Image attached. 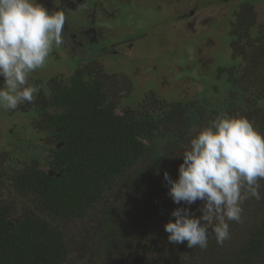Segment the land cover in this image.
Here are the masks:
<instances>
[{"label":"trees","instance_id":"trees-1","mask_svg":"<svg viewBox=\"0 0 264 264\" xmlns=\"http://www.w3.org/2000/svg\"><path fill=\"white\" fill-rule=\"evenodd\" d=\"M251 10L242 3L235 14L231 58L242 63L218 70L225 73L227 90L215 104L208 100L163 104L149 96L148 106L117 113L110 98L114 77L95 71L89 61L67 81L49 83L47 99L41 89L34 103L45 107L38 112L42 118L35 128L45 134L49 155L42 166L27 165L11 178L7 189L14 197L0 203V264H78L87 255L101 257L113 245L117 248L124 235H135L113 215L111 196L119 188L144 193L149 187L150 206L152 198L163 193L158 177L167 158L183 154L190 139L217 117H245L264 134V31L254 40L252 52H243L241 45L249 42ZM97 56L72 61L82 64ZM261 183L262 199L245 200L242 221L229 222V240L218 245L210 232L207 248L191 249L186 243L181 254L173 253L170 264H264ZM190 211L201 215L194 205ZM95 221H101L98 229L90 225L81 233L71 232L72 224ZM91 234H96L92 246Z\"/></svg>","mask_w":264,"mask_h":264},{"label":"rangeland","instance_id":"rangeland-1","mask_svg":"<svg viewBox=\"0 0 264 264\" xmlns=\"http://www.w3.org/2000/svg\"><path fill=\"white\" fill-rule=\"evenodd\" d=\"M91 1L82 0L81 18L77 15L65 16L66 23L69 24L67 26L73 32L75 25L80 27L82 20L86 23L89 19V25L92 24L96 29L98 44L95 47L103 42H107L103 44L107 46L109 42L117 41L118 45L111 50L107 48L108 53L88 59L82 64L73 63L75 60L72 62L57 49L58 47L54 48L46 66L37 69L39 72H32V76L28 78V84L38 88L33 101L19 105L16 110L0 109V198L3 200L12 196L7 186L11 183L14 172L35 162L42 166L47 157L45 134L35 128L42 118L41 113L34 112V107L37 106L34 101L40 90L44 89L45 97L48 95L49 86L47 88L45 83L48 85L54 80L67 81L78 67L88 64L86 62L89 61L96 67L95 71L102 70L104 74L114 77L112 80H115V83L111 86L110 98L116 102L117 113L129 109L138 111V107L148 106L149 96L163 104H190L191 101L203 103L205 100L215 104L227 90L225 73L221 74L218 70L229 67L232 63H242L240 58L233 62L230 50V43L236 40L231 36L232 23L240 4L250 6L252 10L249 14L253 17L252 26L249 28V44L245 41L241 43L243 52H252L256 42L254 40L264 31V0H234L230 3L224 0ZM52 3L60 8L65 4V0H60V4H57V1ZM188 13L193 14L187 18ZM189 23L192 26H189ZM92 31L93 28L87 30V37L91 36ZM130 44L132 46L129 47ZM83 49L75 48L74 53L83 54ZM2 84L3 77H0V86ZM120 85L125 89L130 87L129 91L123 92L119 89ZM247 94L250 95L249 90ZM182 162V153H174L167 158V163L161 168L158 177L163 193L160 197L154 196L150 206L149 187L145 188L144 193L136 191L133 187L119 188L110 201L120 208V212L114 211V214L120 217L123 212L127 218H135L133 221H138L147 206L154 212L162 211L164 216H171L177 207L191 209L194 205L200 209L203 201L197 200L191 206L183 202L177 205L168 195L169 186L164 180V172L167 171L172 179L178 178V167ZM15 199L20 211V200ZM100 222L95 221L93 226ZM90 225L92 224L85 222L75 223L70 229L76 234L83 232L85 227ZM74 258L72 256L70 262H73ZM99 259L93 257L88 260L85 257L78 264H98ZM116 259L118 257L114 256L111 261ZM156 259L150 256L147 262L157 264Z\"/></svg>","mask_w":264,"mask_h":264},{"label":"clouds","instance_id":"clouds-1","mask_svg":"<svg viewBox=\"0 0 264 264\" xmlns=\"http://www.w3.org/2000/svg\"><path fill=\"white\" fill-rule=\"evenodd\" d=\"M66 17L48 11L38 0H0V109L16 110L31 103L38 88L29 75L42 69L54 48L63 44ZM178 167V178L167 171L168 195L180 205L203 201L201 215L189 207L175 208L164 225L171 244L205 249L211 232L218 245L230 239V221L241 222V205L262 199L264 134L245 117L220 116L190 139Z\"/></svg>","mask_w":264,"mask_h":264},{"label":"flooded vegetation","instance_id":"flooded-vegetation-1","mask_svg":"<svg viewBox=\"0 0 264 264\" xmlns=\"http://www.w3.org/2000/svg\"><path fill=\"white\" fill-rule=\"evenodd\" d=\"M52 1L54 2L57 1V4H60V0H38V3H40L43 7H45L50 12L60 11V12H63L65 16L77 15L79 18H81V7L80 6H81L82 0H65V4L62 5L60 8L55 6V4L52 3ZM87 1H90V0H87ZM91 2H93V0ZM88 6H90V3H88ZM191 15L190 13H188L187 18ZM82 22L83 23H81L80 27L78 25L74 26L73 32L71 31L70 27L67 26L69 24L65 22V27L62 33L64 42L58 48L56 47L59 51L61 50V52L65 56H67L70 60L79 58L80 56H83L84 53H87L86 55L95 54V56L100 55V54H106L108 53L106 52L107 48H110L111 50L114 46L118 45L117 44L118 42L114 40L115 42H109L107 46L103 45V44H106L107 42H103L102 44L98 45V47H95V45L98 44L96 43L97 34H96L95 27H93L92 24L91 26L89 25L91 23V20L89 21V19H87L86 23H84L85 21L83 20ZM188 25L192 26L190 25V23ZM91 28H93L94 31L91 32L90 37H87L86 35L87 30ZM97 42H98V39H97ZM71 44H73L75 47L73 48ZM69 46H70V49H69ZM100 46H104V47H100ZM128 46L130 47L132 45L130 44ZM75 48L77 49L84 48L83 50L85 52L83 54H79V52L74 53ZM98 51L99 53H95ZM115 54H118V53H115ZM73 63H76V62H73ZM29 76H32V73ZM45 85L47 86L46 83ZM43 95L45 96V92ZM47 98L48 96L46 95L45 99ZM47 106H50V105H47ZM44 107H45L44 104L37 105L36 107H34L35 108L34 112L38 113L41 110H43ZM49 149H50V145H49ZM49 149H48L47 157L49 155ZM10 186H11V183L8 184L7 188ZM10 197H13V196H10ZM7 199H4V200H7ZM4 200L1 197L0 203ZM113 208H114L113 215H115L114 211L120 212L119 210L120 208L118 209L117 207H115V204H113ZM149 208L150 207L148 206L146 207V209L142 212L144 214L140 216L138 221H133L135 218L134 219L132 218L133 220H131L127 217H123L125 216L123 215L124 214L123 212H121L120 217L115 216V218H118L121 220L120 223L124 222V224H127L128 226L132 227L133 228L132 231L135 233V235L132 238L130 237V235H124L123 240L119 242V246H118L119 248L118 247L115 248V246L113 245L110 249L105 250L104 254H102L101 257H99L100 262L98 264H118V263L119 264H149V262H147V259L150 258V256H154L155 258H157L156 259L157 264H163V263L170 264L172 262L171 259L174 257L175 253L181 254L182 251L186 249L184 246L186 245L187 242L180 243V244H171L169 243L167 239L168 233L164 231V225L167 222H169V220H174L173 219L174 217L164 216L162 211L154 212L151 209L149 210ZM198 208L199 207H196L197 210H200ZM104 220L105 218L101 219V221H104ZM90 223L93 225L94 222H90ZM100 224L101 223H99L96 226L94 224V227L98 229ZM90 237H91L90 239H93V241L90 242V245H91L95 240L96 234H91ZM125 237L127 238V240L125 239ZM90 253L93 254V252L91 251ZM114 256H117L118 259H116L115 261L113 260L111 261V258ZM85 257H87L88 260L92 259V257L90 256L88 257V255ZM94 257H98V256H94ZM179 259L180 258L178 257L177 260Z\"/></svg>","mask_w":264,"mask_h":264}]
</instances>
